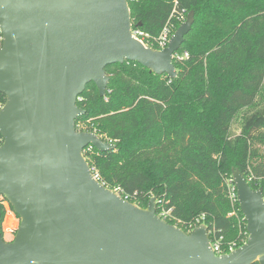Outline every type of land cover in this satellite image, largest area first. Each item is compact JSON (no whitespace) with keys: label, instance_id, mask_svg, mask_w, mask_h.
<instances>
[{"label":"water","instance_id":"1","mask_svg":"<svg viewBox=\"0 0 264 264\" xmlns=\"http://www.w3.org/2000/svg\"><path fill=\"white\" fill-rule=\"evenodd\" d=\"M195 13L156 50L132 35L128 0H0V197L20 218L12 242L0 233V264H264V189L233 172L247 242L217 256L206 225L186 233L97 180L84 156L115 144L79 132V97L93 83L101 97L106 68L135 62L178 77L177 52ZM2 210L0 209V221Z\"/></svg>","mask_w":264,"mask_h":264},{"label":"trees","instance_id":"2","mask_svg":"<svg viewBox=\"0 0 264 264\" xmlns=\"http://www.w3.org/2000/svg\"><path fill=\"white\" fill-rule=\"evenodd\" d=\"M128 3L134 30L152 42L190 12L195 22L174 59L176 79L125 62L106 68L105 97L95 84L86 87L77 131L117 148L88 147L84 156L99 182L129 202L146 208L155 197L157 214L169 212V224L186 233L206 225L210 242L222 237L224 246L241 247L247 222L230 199L233 172L264 189V0ZM151 48L159 50L154 42ZM5 103L0 93V109ZM239 117L241 132L234 135Z\"/></svg>","mask_w":264,"mask_h":264},{"label":"built area","instance_id":"3","mask_svg":"<svg viewBox=\"0 0 264 264\" xmlns=\"http://www.w3.org/2000/svg\"><path fill=\"white\" fill-rule=\"evenodd\" d=\"M132 35H133V37L135 39H137L138 41H140L141 43H143L147 47H151V45L153 44V42L156 43V45H158V47H159V50L166 49L169 46V43H170L171 37H172L171 30H170L169 27H166L162 31V33L159 35V37L156 38V39H154L153 42L151 41L150 36L148 34H145L144 32H142L140 30H134V28L132 29ZM2 45H3V34H2V31L0 30V47H2ZM185 56L187 57V54ZM175 58H176V55H175ZM1 143L2 142L0 140V146H2ZM92 172H93L95 178L98 180V175L95 174L94 170H92ZM230 199L232 201V204H234L236 202L238 203L237 191L236 192L234 190L231 191V193H230ZM3 200L5 202H8L4 198H3ZM168 214H169V212H162L161 215H159V216H160V218H162L163 220H165L164 218ZM197 223H199V221ZM196 228H194V229H196ZM222 240H223V238L221 237V238H216L213 242H211L212 249H213L214 253L217 256H223V255L230 254L231 252H234L235 250H237L239 248L238 245H237V243H234V242L233 243H229V244H227V245L224 246L223 243H222Z\"/></svg>","mask_w":264,"mask_h":264},{"label":"rangeland","instance_id":"4","mask_svg":"<svg viewBox=\"0 0 264 264\" xmlns=\"http://www.w3.org/2000/svg\"><path fill=\"white\" fill-rule=\"evenodd\" d=\"M187 17H188V15H187ZM187 17L183 18L181 25L187 20ZM177 30L178 29H176V28L171 30L172 36L175 34V32ZM240 132H241V117H239L236 120V122L233 126L234 135H238V134H240ZM231 180L233 181V175H232ZM234 186H235V184H234ZM152 198H154V197H151V199ZM0 206H2L4 208V211H5V216H4V219L2 222V231H3V235H4L3 237L5 238V240L7 242H12L16 236V232L19 228L21 221H20V218L14 213L10 204L8 202H5L3 199H1V197H0Z\"/></svg>","mask_w":264,"mask_h":264},{"label":"flooded vegetation","instance_id":"5","mask_svg":"<svg viewBox=\"0 0 264 264\" xmlns=\"http://www.w3.org/2000/svg\"><path fill=\"white\" fill-rule=\"evenodd\" d=\"M1 199H3V197H1ZM4 236V235H3ZM4 240H5V238H4Z\"/></svg>","mask_w":264,"mask_h":264}]
</instances>
